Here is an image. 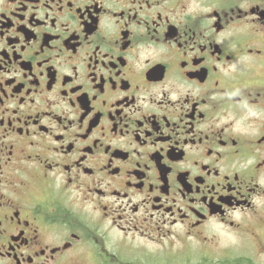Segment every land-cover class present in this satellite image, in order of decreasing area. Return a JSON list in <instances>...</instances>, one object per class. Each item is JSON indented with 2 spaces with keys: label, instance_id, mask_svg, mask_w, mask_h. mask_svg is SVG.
<instances>
[{
  "label": "flooded vegetation",
  "instance_id": "1",
  "mask_svg": "<svg viewBox=\"0 0 264 264\" xmlns=\"http://www.w3.org/2000/svg\"><path fill=\"white\" fill-rule=\"evenodd\" d=\"M0 264H264V0H0Z\"/></svg>",
  "mask_w": 264,
  "mask_h": 264
}]
</instances>
